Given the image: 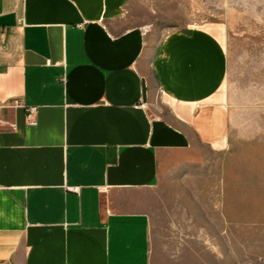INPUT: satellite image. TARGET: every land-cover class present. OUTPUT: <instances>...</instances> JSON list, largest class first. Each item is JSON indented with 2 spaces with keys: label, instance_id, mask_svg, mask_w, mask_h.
Here are the masks:
<instances>
[{
  "label": "crops",
  "instance_id": "obj_1",
  "mask_svg": "<svg viewBox=\"0 0 264 264\" xmlns=\"http://www.w3.org/2000/svg\"><path fill=\"white\" fill-rule=\"evenodd\" d=\"M132 0H0V264H151L161 184L230 150L220 23L158 42ZM216 164V163H215Z\"/></svg>",
  "mask_w": 264,
  "mask_h": 264
},
{
  "label": "rangeland",
  "instance_id": "obj_2",
  "mask_svg": "<svg viewBox=\"0 0 264 264\" xmlns=\"http://www.w3.org/2000/svg\"><path fill=\"white\" fill-rule=\"evenodd\" d=\"M128 15L158 42L211 23L227 34L230 150L161 184L151 264H264V0H132Z\"/></svg>",
  "mask_w": 264,
  "mask_h": 264
},
{
  "label": "built area",
  "instance_id": "obj_3",
  "mask_svg": "<svg viewBox=\"0 0 264 264\" xmlns=\"http://www.w3.org/2000/svg\"><path fill=\"white\" fill-rule=\"evenodd\" d=\"M144 32H147L144 29ZM23 108L26 111L27 124L29 126H35L37 124V108L36 107H28L26 106L21 99H11L8 102L0 103V127H10L14 128L15 125L11 123H7L3 118V110L5 109H16Z\"/></svg>",
  "mask_w": 264,
  "mask_h": 264
}]
</instances>
